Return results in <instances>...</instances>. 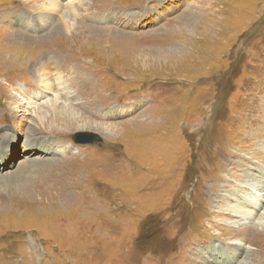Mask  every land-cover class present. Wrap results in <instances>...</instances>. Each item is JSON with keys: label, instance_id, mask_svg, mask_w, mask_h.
Segmentation results:
<instances>
[{"label": "rangeland", "instance_id": "rangeland-1", "mask_svg": "<svg viewBox=\"0 0 264 264\" xmlns=\"http://www.w3.org/2000/svg\"><path fill=\"white\" fill-rule=\"evenodd\" d=\"M243 262L264 0H0V264Z\"/></svg>", "mask_w": 264, "mask_h": 264}, {"label": "water", "instance_id": "water-1", "mask_svg": "<svg viewBox=\"0 0 264 264\" xmlns=\"http://www.w3.org/2000/svg\"><path fill=\"white\" fill-rule=\"evenodd\" d=\"M72 139L76 143H98L101 137L98 134L91 132H76L73 134Z\"/></svg>", "mask_w": 264, "mask_h": 264}, {"label": "bare ground", "instance_id": "bare-ground-1", "mask_svg": "<svg viewBox=\"0 0 264 264\" xmlns=\"http://www.w3.org/2000/svg\"><path fill=\"white\" fill-rule=\"evenodd\" d=\"M88 29V28H87ZM47 50H50V49H47ZM17 103V102H16ZM17 104H19V103H17ZM67 117H69V114H67ZM48 151H50L48 148H46V149H44V151H43V153H47ZM249 184V186L250 187H252V185H254L253 183H248ZM256 185V184H255ZM246 203H247V201H245ZM260 202H256L254 205L251 203V205L253 206V208L255 207H258V206H260ZM246 228V227H245ZM244 232V234L246 235V233H245V231H243ZM233 244H236V243H234L233 242ZM242 264H246L245 262H243Z\"/></svg>", "mask_w": 264, "mask_h": 264}]
</instances>
